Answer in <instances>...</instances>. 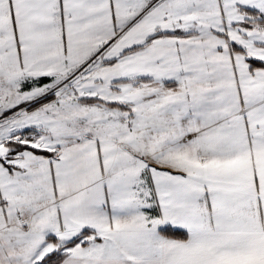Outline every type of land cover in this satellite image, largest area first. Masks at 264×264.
<instances>
[{"label": "snow or ice", "instance_id": "snow-or-ice-1", "mask_svg": "<svg viewBox=\"0 0 264 264\" xmlns=\"http://www.w3.org/2000/svg\"><path fill=\"white\" fill-rule=\"evenodd\" d=\"M0 264H264V0H0Z\"/></svg>", "mask_w": 264, "mask_h": 264}]
</instances>
